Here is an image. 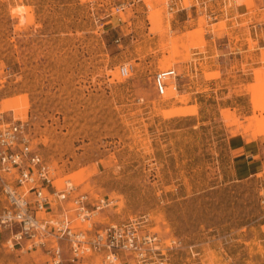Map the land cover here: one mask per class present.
Returning a JSON list of instances; mask_svg holds the SVG:
<instances>
[{
    "label": "rangeland",
    "instance_id": "rangeland-1",
    "mask_svg": "<svg viewBox=\"0 0 264 264\" xmlns=\"http://www.w3.org/2000/svg\"><path fill=\"white\" fill-rule=\"evenodd\" d=\"M232 6L0 0L3 123L28 124L57 184L113 202L96 228L144 217L163 264H264V12L253 37ZM46 259L0 241V264Z\"/></svg>",
    "mask_w": 264,
    "mask_h": 264
},
{
    "label": "built area",
    "instance_id": "built-area-1",
    "mask_svg": "<svg viewBox=\"0 0 264 264\" xmlns=\"http://www.w3.org/2000/svg\"><path fill=\"white\" fill-rule=\"evenodd\" d=\"M176 78L172 69L157 71V95ZM57 179L28 124H5L0 115V241L20 253L39 252L45 264H96V258L99 264H163L159 236L144 231V217L96 228L94 217L113 202L96 200L68 180L58 186Z\"/></svg>",
    "mask_w": 264,
    "mask_h": 264
},
{
    "label": "crops",
    "instance_id": "crops-1",
    "mask_svg": "<svg viewBox=\"0 0 264 264\" xmlns=\"http://www.w3.org/2000/svg\"><path fill=\"white\" fill-rule=\"evenodd\" d=\"M201 1L203 2L204 5H206L207 3H211L213 4L214 7L217 5L218 7L226 6L229 2V0H201ZM234 1L235 0H233V6L229 11L231 19L235 20L238 25H240L243 21H248L249 23L247 25L248 29L250 30V32H252L253 37H255L257 25L255 23L254 24L250 23V20L252 18L251 15L252 13H257L260 15L261 12H264V0H237L235 2ZM176 4L173 7H176L177 6ZM178 4L180 3L178 2ZM218 16H222V14L219 13ZM258 27L262 29L264 25H258ZM234 32H235L234 34L239 36V38L241 39L239 44H242L244 42V39L246 38V36L243 35L244 31L240 28H237L234 30ZM244 50H246V47L244 48Z\"/></svg>",
    "mask_w": 264,
    "mask_h": 264
},
{
    "label": "bare ground",
    "instance_id": "bare-ground-1",
    "mask_svg": "<svg viewBox=\"0 0 264 264\" xmlns=\"http://www.w3.org/2000/svg\"><path fill=\"white\" fill-rule=\"evenodd\" d=\"M177 42V41H176ZM177 45L178 44H176L175 42L173 43L172 42V48H173V52H172V56H170V59H171V57H172V61L175 63L176 61H177V58L179 57V53H178V50H177ZM165 62L163 63V65H162V67H167L168 65H169V59H165L164 60ZM168 69H170V68H168ZM172 69V68H171ZM165 70H167V69H165ZM172 70H174V69H172ZM175 71V70H174ZM171 81V80H170ZM170 84V83H169ZM174 93H175V90L173 89V87H172V89H169V90H167V92H166V94L163 96V98H168V97H171V96H173L174 95ZM73 179H75V178H73ZM82 179V178H81ZM79 180H80V178H79ZM56 181H58V180H56ZM69 181V180H68ZM64 181H62V183H63ZM61 183V184H62ZM61 184H57L56 183V185H60L61 186ZM72 184V183H71ZM73 185V184H72ZM94 199H96L97 200V198H94ZM9 244V246L11 247V243H8ZM12 248V247H11Z\"/></svg>",
    "mask_w": 264,
    "mask_h": 264
}]
</instances>
